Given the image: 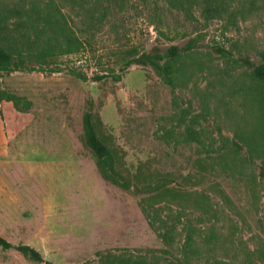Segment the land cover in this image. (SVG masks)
<instances>
[{"label":"rangeland","instance_id":"374dc122","mask_svg":"<svg viewBox=\"0 0 264 264\" xmlns=\"http://www.w3.org/2000/svg\"><path fill=\"white\" fill-rule=\"evenodd\" d=\"M38 1L0 0V15ZM115 3L93 38L76 27L80 19L70 7L52 5L96 52L63 58L62 68L76 64L92 77L103 73L98 61L106 68L119 41L149 50L184 47L197 37L200 66H187L186 86L176 91L141 66L131 67L119 83L82 82L65 69L0 77L2 88L22 99L0 105V161H8L0 165V235L15 245H31L54 264H100L97 253L105 250L163 248L140 198L105 182L83 143V115L92 100L102 121L99 133L132 173L147 162L152 172L176 175L177 186L196 190L209 203L182 215L184 221L185 212L191 214L188 220L203 239L211 237L205 223L214 219L235 242L236 257L264 245L261 159L251 163L247 148L238 152L234 146L255 121L242 61H259L258 52L264 51V0ZM155 3L171 25L165 35L140 10ZM217 48L231 54L225 58ZM187 175L200 178L185 182ZM177 231L183 234L181 227ZM0 264L35 263L11 250L0 252Z\"/></svg>","mask_w":264,"mask_h":264},{"label":"trees","instance_id":"16d2710c","mask_svg":"<svg viewBox=\"0 0 264 264\" xmlns=\"http://www.w3.org/2000/svg\"><path fill=\"white\" fill-rule=\"evenodd\" d=\"M45 1L47 0H39L30 8L15 9L0 15V77L15 72L52 74L65 69L82 82L112 80L119 83L131 67L141 66L151 68L161 82L176 91L186 86L187 66H200L196 57L200 52V38L197 37L190 39L184 47L156 46L149 50L133 44L119 45V41L116 50L111 52L112 61L107 62L105 68L99 60L98 65L103 73H96L92 77L76 64H68L62 68L60 62L63 58H80L96 52L91 40L80 37L65 15L54 10L52 5L58 1L64 8L70 7L80 19L77 20L76 27L79 29L78 24L83 26L84 32L93 38L105 27L108 13L116 7V0ZM140 10L161 34L165 35L167 28H171L157 3L153 8L146 5ZM115 33L119 34L118 29ZM217 52L225 58H228L227 54H231L223 48H217ZM258 56L259 61H252L250 58L242 61L249 71L251 81L246 93H249L248 97H252L250 102L256 114L252 130L237 136L234 146L238 152L247 148V159L251 163L255 157L260 158L261 175L264 176V51L258 52ZM4 102L17 104L22 99L7 93L0 82V105ZM87 107L83 115V143L95 157L101 178L140 198L139 205L143 215L163 243L162 249H114L98 252L100 264H264V245L259 244L254 250L245 251L242 257H236L233 254L235 242L230 240L232 238L225 237L223 227L215 223L214 219L205 223V228L211 231V237L203 239L188 220L191 214L186 216L185 212V222L182 215L186 210L191 213V210L201 209L209 203L204 202L203 197L202 201L196 190L188 191L177 186L176 175L169 173L163 176L152 172L147 162L141 163L137 171L132 173L122 155L111 147L110 139L99 133L98 125H102V121L94 115V102L89 100ZM198 178L200 177L191 175L182 177L185 182ZM196 184L198 183H194ZM216 186L219 188L218 183ZM178 227L182 228L184 235L177 234ZM11 250L35 264H54L31 245H15L0 235V252Z\"/></svg>","mask_w":264,"mask_h":264},{"label":"crops","instance_id":"0c3cea01","mask_svg":"<svg viewBox=\"0 0 264 264\" xmlns=\"http://www.w3.org/2000/svg\"><path fill=\"white\" fill-rule=\"evenodd\" d=\"M6 162L8 161H0V165H4ZM9 162H13V161H9ZM3 170H0V172H2ZM3 173V172H2Z\"/></svg>","mask_w":264,"mask_h":264}]
</instances>
